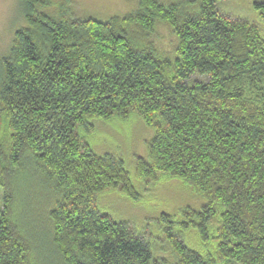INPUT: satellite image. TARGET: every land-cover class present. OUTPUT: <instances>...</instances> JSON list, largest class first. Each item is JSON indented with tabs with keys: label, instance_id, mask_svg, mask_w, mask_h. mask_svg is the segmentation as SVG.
<instances>
[{
	"label": "trees",
	"instance_id": "1",
	"mask_svg": "<svg viewBox=\"0 0 264 264\" xmlns=\"http://www.w3.org/2000/svg\"><path fill=\"white\" fill-rule=\"evenodd\" d=\"M19 1L26 25L1 60L0 264H163L98 206L105 191L138 192L123 160L93 151L85 130L132 114L153 132L136 178H174L205 200L162 213L174 264H264V29L225 14L221 0H137L105 20ZM249 1L264 19V0ZM157 20L177 37L173 58L128 32ZM27 175L52 194L49 253L28 230Z\"/></svg>",
	"mask_w": 264,
	"mask_h": 264
},
{
	"label": "rangeland",
	"instance_id": "2",
	"mask_svg": "<svg viewBox=\"0 0 264 264\" xmlns=\"http://www.w3.org/2000/svg\"><path fill=\"white\" fill-rule=\"evenodd\" d=\"M51 1L52 5L38 11L55 16L66 11L70 16L105 20L115 15L126 16L137 8V0ZM23 8L19 0H0V79L1 60L10 52L15 31L26 25ZM220 8L225 14L247 17L264 29V19L252 9L249 0H221ZM128 30L134 36L148 41L158 53L174 57L177 37L166 21L157 20L149 31L140 30L134 24H130ZM93 123L92 131L85 130L88 144L96 153H109L122 159L138 192V199L133 201L115 190L105 191L98 196V206L113 219L126 221L137 234L146 238L153 256L159 258L163 264H174L177 257L167 236L168 228L161 219L162 213L178 214V209L182 207L199 209L205 201L204 198L194 192L191 186L174 178L159 176L158 180L147 184L136 178V158L146 156L147 143L153 135L152 129L146 126L139 116L132 114L124 121L118 118L111 121L94 119ZM21 180L20 197L33 222L28 230L40 236L37 240L40 241V248L50 246L46 252H52L51 221L47 212L49 205L53 204L51 191L34 175H27V178ZM24 181L28 189L25 188ZM25 198L28 199L27 205ZM177 229L178 227H175L171 231L177 235ZM183 237L190 241L192 233L186 231ZM39 250L43 256V251Z\"/></svg>",
	"mask_w": 264,
	"mask_h": 264
}]
</instances>
